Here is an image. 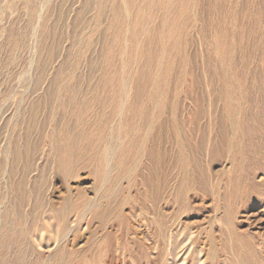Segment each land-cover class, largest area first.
<instances>
[{"label": "rangeland", "instance_id": "374dc122", "mask_svg": "<svg viewBox=\"0 0 264 264\" xmlns=\"http://www.w3.org/2000/svg\"><path fill=\"white\" fill-rule=\"evenodd\" d=\"M160 2L161 8L164 1ZM186 2L190 5L184 9L182 0H173L175 11L182 14L175 18L174 37L168 33L172 21H166V31L161 28L166 33L165 41L154 42L146 30L161 25L160 18H147L143 28L136 23L143 16V0H0V264L35 262L37 257L29 248L32 243L25 235L27 223L42 204L52 201L67 186L74 192H84L88 198L95 196L94 178L87 170L79 171L76 179L67 182L55 170L47 135L64 124L77 125V114L64 115L66 108L62 106L70 96L65 90L71 80L84 92L76 97L78 106L84 105V119L102 117L90 100L110 66L107 53L119 35L125 37L124 49L111 67L127 79L124 110L134 102L135 87L148 99L157 93L154 87L153 95L152 80L170 77L167 85L159 81L160 88L166 87L171 106L177 107L183 124L190 125V112H202V119L193 121L198 125L195 132L183 129L191 160L192 190L184 194L187 205L180 207L181 194L174 192L178 174L173 170L168 177L172 179L170 187L162 191L158 203L160 215L166 218L157 216L153 220L150 206L154 194L145 192L141 185L128 188L124 180V192L116 188L111 197L108 218L101 224L85 219L83 227L68 235L64 246L80 251L82 256L77 261L81 264H104L112 253L121 256L120 264L123 260L125 264H202V260L203 264L230 263L219 235L226 229L220 221L225 210L221 199L234 192L251 191L249 178L258 183L264 179L263 172L254 170V163L261 158L253 151V141L257 142V134L264 131L255 130L264 127V0ZM116 6L120 16L114 13ZM173 39L178 46L171 54ZM156 60L164 61L162 68ZM169 65L174 68H167ZM230 110L238 112L235 123L230 119L211 121L209 113ZM230 122L242 132L235 137L230 132L234 154L221 144L217 130L220 126L231 128ZM250 126L256 134L252 139ZM124 132H113L115 138L112 135L111 141L120 145L127 139L130 145V133ZM131 147L128 160L136 163L138 154ZM162 149L165 161L174 165L176 139ZM239 149L241 154L237 155ZM145 162V158L138 161V166L147 177L149 163ZM131 177L136 179L137 174ZM25 191L35 192L41 200L38 207L22 198ZM261 209L253 205L241 214L251 215ZM20 212L26 213L25 225L19 221ZM86 224L89 227L85 228ZM258 227L264 242V226ZM243 228L247 229V224ZM50 230L47 227V237ZM125 238L135 245L126 246ZM188 247L192 251L183 262Z\"/></svg>", "mask_w": 264, "mask_h": 264}, {"label": "bare ground", "instance_id": "6f19581e", "mask_svg": "<svg viewBox=\"0 0 264 264\" xmlns=\"http://www.w3.org/2000/svg\"><path fill=\"white\" fill-rule=\"evenodd\" d=\"M160 1H164V5L161 8L159 7V4H162ZM182 2L184 9L187 5H190L186 0H182ZM195 2L196 1H194V3ZM103 3L104 1H102L100 6V15L101 13L103 14ZM148 10L149 14L147 15L149 16L146 17V12H148ZM141 11L143 12V16L136 22L138 28H143L147 18L155 19L157 17V19L160 18L161 20V25H158L154 30L150 28L146 30L150 41L156 42V40L159 41V39L163 40L165 38V31L167 29L165 25L166 21L168 23L172 21L169 24L170 32L168 30V33L172 35L171 38L174 37L173 34L177 33L175 30L176 28H173V24L175 23V18H179L182 14L181 12L175 11L173 0H143ZM36 12V8L33 7L32 13L35 14ZM114 13L120 16V8L118 6L115 7ZM185 15L184 13V16ZM233 19L235 20V18ZM120 23L116 25L115 31L118 30ZM161 28L165 29V31ZM124 42L125 37L119 35L115 39L114 46L109 48L107 58L110 66L104 71L102 82L94 89V99L90 100L92 105H97L99 108V115L102 117L90 120L84 119V105L78 106L76 101L77 95L84 94V92L81 90L80 85L75 86L73 84V80L67 84V89L65 91L70 96L67 97L66 102L64 101L62 103V106L66 108L64 115L73 117L72 112L76 113L77 125L71 127L68 124H64L56 130L49 132L47 138L52 144L50 156L55 170L63 176L66 182L76 179L79 171L87 170L90 176L94 178L93 186L96 192L95 196L88 198L84 192L80 190L74 192L70 186H67L64 191L55 196L52 201L50 200L42 204V206L37 209V212L30 217L25 233L32 243V246L29 244L30 251L37 257L32 264H81V262L77 261V257L82 256L80 251L75 248L68 250L64 246L68 235L74 233L76 229L83 227L82 224L85 219L87 220L90 218L91 223L98 222L101 224L104 222L109 216V204L116 188H119L120 192H124V180L128 182V188L140 187L139 185H141L144 187L145 192L151 191L152 194H154L150 206L153 210V213H151L154 216L153 220H157L158 217L163 219L166 218L164 214L161 213L160 215L158 203L162 199V191L170 187L172 179L168 177L173 170H176L178 174L176 184L174 185V192L177 191L181 194L182 200L178 201L181 205L180 207L188 203V201L184 199V194L192 190V184H189L191 180V160L189 159L190 154L187 151L188 147L185 141L187 138L183 134V129H185L184 127H188L190 132H195L198 125L196 122L193 123V121L202 119V112H190V114L187 115V118L191 120L190 125L183 124L184 120L180 116L181 113L176 109L177 107L174 106L173 108L171 106L166 87L162 86L163 89L160 88L159 81L161 80L157 82V79L152 80L151 84L153 85V95L154 87L158 94L155 93V95L151 97L150 93H148L150 97L146 99L144 94H141L144 92L139 90V87H135V96H133L134 102L131 104L130 108L124 110L123 98L127 79L120 76L117 68L111 67L114 66V63L122 53ZM170 45V52L173 54V48L176 49L178 43L173 39ZM163 49L164 48H162V50ZM138 55L139 54L136 53L137 58H139ZM163 63L164 61L162 60H156L157 66L161 67ZM174 65H169L167 68L171 66L170 69H172ZM169 78L170 77H167V79L162 81L164 83L169 82ZM25 79L26 76L24 77V80ZM165 84L167 85L168 83ZM158 90H160V93ZM186 94H188V92H186ZM172 105H174V102H172ZM209 114L213 123L215 121L220 122V120L224 119H230L235 123L238 118V112L235 110H230L227 113L221 114L219 112ZM239 121H241V119ZM239 129L240 127L236 126V124H232L231 128L220 126L217 129L219 133L218 137L223 140L221 144H223L225 149L227 147L232 154L235 153L233 142L235 137L234 134L240 133L241 131L237 132ZM250 129L252 130V134L249 137L252 139V137L256 135L253 132H255V130L262 131L264 127L253 130L254 127L250 126L249 131ZM124 131L130 133V145L126 144L127 139L123 142L121 141L120 145L118 144L119 146L113 143L114 140L111 141L112 135L115 138L113 132H119L120 135H123L125 134ZM230 132L234 137H230ZM249 137L247 136V138ZM256 138H259V140L257 142L253 141L255 143L253 151L259 154V158L261 159H258V161L254 163V170L263 172L264 176V131L257 134ZM175 139L178 149L173 165L165 161V157L161 153V150H163L162 148H164L165 145L173 142ZM210 143H213L212 139ZM147 144H151V146L146 148ZM131 146L138 154V161H143L144 158L148 161L145 162L149 163V168H146L148 171L147 177L143 176V170H140L138 161L135 163L128 160L130 155L128 149ZM237 151H239L237 155L241 154V149ZM242 157L244 158L243 155ZM235 159L236 158H234V160ZM235 163L239 167V162L237 160H235ZM251 167H253V165ZM159 173H161L160 176ZM132 174H137V178L132 179ZM248 184L251 191H244L243 193L236 192V194L234 190L233 192L235 194L233 193L232 195L231 193V197L221 199V207H224L225 210L220 221L226 224V229L221 230L219 235L223 239V253L227 255V261L230 262L229 264H264V254L262 252L264 242L261 239L262 234H260V228L258 227L260 225L264 226V188L261 187V185H264V179L260 180L258 183L255 178H249L247 181V185ZM54 195L55 194H53V196ZM22 198L26 199L27 203L32 207H38L41 203V200L34 191L23 192ZM102 199L104 200L103 205H101ZM253 205H260L262 209L251 215L241 214L242 211L249 212ZM142 214L145 215L147 212L142 210ZM19 216V221H23L24 224L26 213L20 212ZM242 216L243 219L240 220ZM246 224L248 228L242 229ZM47 227L51 228L48 237L46 236ZM87 227H89L88 224L85 225V228ZM171 238L172 236L169 235V241ZM124 241L126 246H129V244L135 245L129 238H125ZM8 249L11 250V248ZM186 251L189 252L184 257L183 262H185L192 251V247L186 248L185 252ZM120 258V255L112 253L106 258L104 264H120ZM203 262L204 260H202V264ZM125 263L126 261L123 260V264Z\"/></svg>", "mask_w": 264, "mask_h": 264}]
</instances>
